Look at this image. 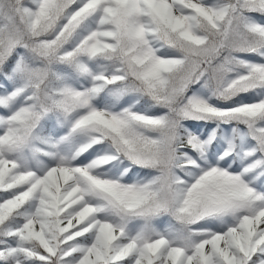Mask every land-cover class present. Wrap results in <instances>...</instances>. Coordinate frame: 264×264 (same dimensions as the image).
I'll use <instances>...</instances> for the list:
<instances>
[{"label":"snow or ice","instance_id":"6c2138e0","mask_svg":"<svg viewBox=\"0 0 264 264\" xmlns=\"http://www.w3.org/2000/svg\"><path fill=\"white\" fill-rule=\"evenodd\" d=\"M0 264H264V0H0Z\"/></svg>","mask_w":264,"mask_h":264}]
</instances>
